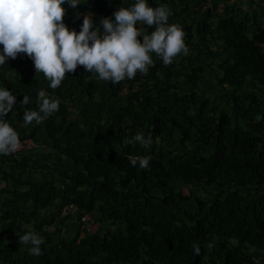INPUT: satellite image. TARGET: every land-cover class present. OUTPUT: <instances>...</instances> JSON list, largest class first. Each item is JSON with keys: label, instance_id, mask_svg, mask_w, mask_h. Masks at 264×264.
<instances>
[{"label": "trees", "instance_id": "16d2710c", "mask_svg": "<svg viewBox=\"0 0 264 264\" xmlns=\"http://www.w3.org/2000/svg\"><path fill=\"white\" fill-rule=\"evenodd\" d=\"M79 2L76 10L62 5L64 23L77 32L83 23L81 8L99 27L103 17L114 19L116 10L135 0ZM147 3L155 8L167 0ZM250 17L249 35L247 16L238 18L234 8L219 13L211 27L199 21L201 33L219 40L222 50L217 54H225L218 65L220 80H239L248 72L262 86L260 91L234 94L235 114L251 119L248 126L231 123L221 109H207L206 98L193 89L177 93L158 87L155 93L119 94L124 82L140 78L157 83L166 77L169 67L157 56L146 75L137 72L133 79L115 85L78 66L74 73H66L57 89L49 87L43 73H36L26 54L0 65V88L16 96L5 119L17 133L24 111L38 110V90L60 101L59 110L42 125L49 144L70 162L71 169L58 171L61 187L48 180L6 191L0 203V264H262L246 252L248 246L264 251V55L256 44L264 41V23ZM168 22L179 24L184 36L189 34V23L173 14ZM191 73L193 81L195 69ZM24 95L29 97L27 105L21 104ZM242 96L246 103L240 106L235 101ZM62 98L74 102L77 115H67ZM138 133L151 135V146L125 147L123 142ZM19 137L36 141L29 135ZM166 144L172 147L165 148ZM134 156L149 157L148 168L133 167L130 157ZM11 160L12 166L19 165ZM29 160L20 161V167L31 165ZM181 185L187 193L181 192ZM55 196L64 205L85 209L96 205L100 214L107 212L111 221L124 223V231L94 229L79 237L75 231L58 244H51L48 233L41 232L42 255L30 254L31 245L14 235L20 225L16 216L27 218L16 200L30 199L33 206L41 207ZM194 244L200 247L199 255Z\"/></svg>", "mask_w": 264, "mask_h": 264}, {"label": "clouds", "instance_id": "9594fccd", "mask_svg": "<svg viewBox=\"0 0 264 264\" xmlns=\"http://www.w3.org/2000/svg\"><path fill=\"white\" fill-rule=\"evenodd\" d=\"M64 4L75 8L80 2L0 0V45L3 46L0 65L8 59H16L18 54H26L33 61L36 73H43L50 82L49 87L57 89L66 73H74L78 66L115 85L126 78L133 79L137 72L146 75L154 64L153 53L162 59L164 66L170 65L181 53H189L181 26L168 22L172 13L167 5L153 8L147 0H135L133 5L116 10L114 19L103 17L99 27L87 14L77 32L64 23ZM148 29L153 30L149 32ZM15 103L16 96L8 89L0 88V155H9L21 148L17 131L5 119ZM36 103L38 110L24 111V126L42 123L59 110L60 101L40 89ZM21 104H29L27 95L23 96ZM123 143L125 147L136 144L150 147L152 137L138 133ZM130 163L133 167L138 164L141 169H147L149 157H130ZM19 241L31 245L28 248L30 254L42 255L44 240L35 232H25ZM208 246L212 247V244ZM193 249L196 255L200 254L197 244Z\"/></svg>", "mask_w": 264, "mask_h": 264}, {"label": "rangeland", "instance_id": "374dc122", "mask_svg": "<svg viewBox=\"0 0 264 264\" xmlns=\"http://www.w3.org/2000/svg\"><path fill=\"white\" fill-rule=\"evenodd\" d=\"M166 5L171 13L178 20L189 23L190 30L184 41L189 49L187 55L180 54L173 58V62L168 65L169 72L166 77L157 83L152 80L146 82L140 81V78L130 84L124 82L119 94L127 90H138L155 93L158 87H164L167 91H176L182 93L193 89L204 96L207 100L206 108L223 110L228 115L231 123H239L248 126L251 119L236 116L234 111V94L238 90H261L262 86L257 82L253 74L244 72L239 80L224 82L220 80L221 71L219 63L225 54L221 44L216 37H211L209 33H201L200 22L203 20L211 27L217 15L234 8V13L238 18L246 15L245 22L248 24L246 31L250 34L252 29V18L258 19L264 23V0H167ZM76 10V7L73 8ZM82 16L86 15L85 8H81ZM200 21V22H199ZM151 32L150 30H148ZM215 32H213L214 34ZM202 35V36H201ZM139 39H142L139 38ZM156 55L153 53L152 57ZM162 61L161 58L157 57ZM192 69H195L196 78L192 81ZM237 98V97H236ZM67 115H77V108L73 101L62 98ZM240 106L245 105V98L242 96L236 101ZM188 107L189 111H192ZM207 113V112H206ZM19 136L29 135L36 138L37 146L34 148L19 149L17 152L9 155H0V203L6 194V191L13 189H24L26 182H42L51 180L56 187H61L63 181L57 177L58 171L70 172V162L55 148L49 144V140L44 136L42 123L24 126V120L17 122ZM140 132V130H138ZM31 134V135H30ZM159 143H162L160 140ZM177 141L175 142V144ZM172 147L166 144L165 148ZM14 159L17 166H12ZM28 159L31 165L20 167V161ZM13 167H11V166ZM21 181V182H18ZM264 189V185L262 186ZM182 193H187L184 185L180 186ZM201 193V190L198 191ZM24 215L27 218L17 215V222L20 223L14 229V235L19 238L23 230L33 231L38 235L41 232L48 233V239L51 244H58L61 239L66 240L73 236L75 231L77 236L81 235L79 230V217L81 214L87 217L93 229L102 232L106 229L112 231H124L125 224L119 221H111L107 217V212L100 214V209L96 205L89 209L76 207L71 203L70 207L64 205L58 196L51 199L50 202L41 207L33 206L30 199H17ZM65 207V208H64ZM31 211V212H29ZM101 217V218H99ZM35 224H39L36 228ZM246 252L257 263H264V251L248 246Z\"/></svg>", "mask_w": 264, "mask_h": 264}, {"label": "built area", "instance_id": "2783aa9c", "mask_svg": "<svg viewBox=\"0 0 264 264\" xmlns=\"http://www.w3.org/2000/svg\"><path fill=\"white\" fill-rule=\"evenodd\" d=\"M256 44L259 51L264 55V41H258L256 42ZM19 139L21 141L20 149L34 148L35 146H37V142L31 137H19ZM67 206L70 207V203H68ZM79 218V230L81 234L94 230V227L91 225L90 221L87 220V217L85 215L81 214Z\"/></svg>", "mask_w": 264, "mask_h": 264}]
</instances>
